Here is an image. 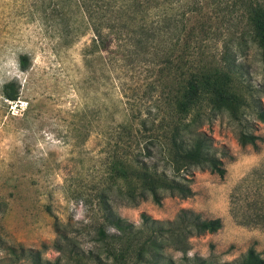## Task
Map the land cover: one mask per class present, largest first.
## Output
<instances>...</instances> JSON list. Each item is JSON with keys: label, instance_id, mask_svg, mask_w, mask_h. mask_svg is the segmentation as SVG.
Segmentation results:
<instances>
[{"label": "rangeland", "instance_id": "1", "mask_svg": "<svg viewBox=\"0 0 264 264\" xmlns=\"http://www.w3.org/2000/svg\"><path fill=\"white\" fill-rule=\"evenodd\" d=\"M154 1L150 11L162 21L155 45L134 39L125 51L97 48L86 59L94 34L81 13L71 12L75 33L67 36L66 20L53 14L58 0H0L1 258L9 257L8 248L22 247L55 260L60 254L44 245L58 238V225L74 244L90 248L102 221V196L120 218L138 227L142 214L167 222L183 209L204 220L221 219L218 232L190 240L189 257L236 264L253 248L264 258V123L253 116V127L245 131L263 138L259 149L240 144L239 126L225 114L205 116L196 126L212 138L213 153L227 171L220 177L192 168L190 198L163 193L161 204L149 198L137 206L113 200L127 186L122 174L133 141L125 125L156 118L171 106L190 72L221 62L227 42L244 35L248 47L239 63L247 79L264 82L263 44L245 19L204 24L203 18L212 16L204 8L190 15L174 42L182 1ZM23 54L31 60L27 71L19 64ZM11 82L20 88L17 101L4 96ZM192 118L194 113L187 120ZM167 254L181 264V252ZM69 256L61 263L79 264Z\"/></svg>", "mask_w": 264, "mask_h": 264}, {"label": "trees", "instance_id": "2", "mask_svg": "<svg viewBox=\"0 0 264 264\" xmlns=\"http://www.w3.org/2000/svg\"><path fill=\"white\" fill-rule=\"evenodd\" d=\"M180 1L181 11L176 20L179 34L174 42L184 34L185 24L192 20L190 15L208 8L212 16L203 18L204 24L219 26L246 20L247 28L251 27L254 36L261 39V62L264 65L263 1ZM154 3V0H58L53 14L66 20L65 28L70 30L67 36L75 33L74 24L69 23L71 12H79L85 17L94 34L91 46L85 50L87 59L97 48L106 50L114 46L117 51H125L134 39L155 45L153 38L162 21L150 11ZM243 38L241 34L240 40L225 44L224 55L217 65L190 72L184 80L183 92L156 118L131 121L125 125L133 146L127 153L122 174L127 186L124 191L113 195L114 201L121 199L127 205L137 206L151 198L161 204L163 193L190 198L193 190L187 182L194 167L224 177L227 170L213 153L216 148L212 138L196 129L211 115H227L239 126L240 144L259 149V141L263 138L245 129L253 127L250 116L264 123L261 100L264 82L255 85L245 77L244 66L239 63L248 47ZM19 64L23 71H27L31 66L30 56L21 55ZM3 91L10 101H17L20 96V88L14 82L6 84ZM193 113L195 118L187 120ZM100 201L102 221L95 226L90 248L85 250L74 244L66 230L58 225V238L51 246L44 245V249L60 254L55 260L44 259L41 250L10 247L9 257H0V264H19L23 260L32 264H62V256L67 254L69 259L75 255L79 264H175L173 257L167 254L170 250L183 254L181 264H208L198 256H188L190 240L216 233L223 227L221 219L204 220L200 214L187 209L181 210L174 221L167 222L142 214V224L138 227L120 218L110 200L102 196ZM236 264H264V258L251 248Z\"/></svg>", "mask_w": 264, "mask_h": 264}]
</instances>
